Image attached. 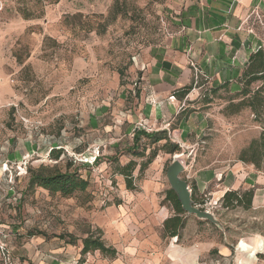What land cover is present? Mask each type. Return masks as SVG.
<instances>
[{"label": "rangeland", "instance_id": "374dc122", "mask_svg": "<svg viewBox=\"0 0 264 264\" xmlns=\"http://www.w3.org/2000/svg\"><path fill=\"white\" fill-rule=\"evenodd\" d=\"M166 3L0 0V212L9 229L14 225L28 239L42 231L49 236L65 234L66 240L71 230V240L79 243L88 228L96 231L97 226L88 218L92 213L103 220L109 204H127L116 193L107 201L108 187L116 179L107 178L105 190L92 181L86 193L65 197L40 186L28 187L27 169L59 161L50 156L52 148H63L60 158L72 160V168L82 167L73 152L83 150L92 137L108 132L92 133L75 125L89 108L107 102L117 105L122 93L133 95L136 91L133 56L166 35L171 26ZM260 84L259 80L253 81L247 95L228 88L206 91L204 105L199 104L207 114L206 126L198 136L190 134L189 142L182 140L177 131L176 142L172 137L174 128L169 127L171 135L165 130L159 141L152 137L141 141L138 149L127 148L135 158L130 160L134 167L128 190L140 193L141 181L150 179L167 186V191L166 167L172 156L181 152L185 162L181 176L190 188L189 172L195 165L228 171L240 161L264 176V104L257 116L244 105L237 110L238 102L251 96ZM25 138H30L33 150L24 156L9 157L11 143L19 141L20 145ZM174 144L178 148L173 152L170 148ZM44 145L46 148L40 152L38 149ZM153 152L155 156L148 161ZM89 155L80 162L88 163L94 172L98 169L96 159L92 162ZM130 161L120 165L116 157L107 166L119 170ZM90 178L94 180L93 175ZM208 197L204 192L197 196L196 203L214 212L221 227L205 220L195 225L201 239L216 241L217 245L201 253L192 264H264V198L250 208H226L221 200L213 203ZM5 232L0 227V234ZM167 239L170 244V236ZM32 245L35 253L39 244ZM87 258L89 264L104 261L102 254L93 251L73 264H88ZM11 260L15 264L12 255ZM0 262L4 264L1 258ZM170 263L167 259L165 264Z\"/></svg>", "mask_w": 264, "mask_h": 264}, {"label": "crops", "instance_id": "0c3cea01", "mask_svg": "<svg viewBox=\"0 0 264 264\" xmlns=\"http://www.w3.org/2000/svg\"><path fill=\"white\" fill-rule=\"evenodd\" d=\"M166 5L171 17L166 35L133 56L137 77L133 95L122 93L117 105L107 102L89 108L75 125L92 133L108 132L92 137L83 150L73 153L82 166L79 172L87 180V188L94 181L105 190L110 177L116 182L108 187L107 201L114 193L128 201L108 206L105 203L103 220L94 218L95 213L88 217L115 254H103L98 249L83 253L81 239L75 243L62 233L49 236L40 231L28 239L14 225L9 229L0 212V227L7 231L0 234V241L6 243L15 264H73L93 251L103 255L102 264H165L167 259L170 264H192L201 253L217 245L216 241L200 238L195 224L204 220L186 213L180 214V229L168 244V235H161L164 220L174 215L172 205L165 200L167 186L146 179L141 181V192L134 193L126 187L124 175L107 165L116 157L120 165L135 159L127 148L138 149L141 141L161 136L166 124L185 142H189L190 134L198 136L202 132L207 114L199 104L204 105L206 91H239L240 76L250 54L264 48V0H167ZM190 85V90L182 94L181 90ZM134 134L139 138L136 142ZM18 143H11L9 157L24 156L33 150L30 138L23 139L21 146ZM88 155L91 159L96 156L98 169L94 172L88 163L80 162ZM146 173L148 176L150 170ZM189 175L196 201L197 196L207 192L208 199L217 203L225 191L246 188L254 190L252 206L264 198V176L240 161L228 171L195 165ZM69 233L74 236L71 230ZM35 243L39 247L34 253ZM86 262L89 264L90 258Z\"/></svg>", "mask_w": 264, "mask_h": 264}, {"label": "trees", "instance_id": "16d2710c", "mask_svg": "<svg viewBox=\"0 0 264 264\" xmlns=\"http://www.w3.org/2000/svg\"><path fill=\"white\" fill-rule=\"evenodd\" d=\"M259 80L261 84L253 91L251 96L242 99L237 104L238 107L247 106L251 111L259 114V108L264 104V48H260L254 53L250 54L247 64L245 65L243 72L240 76L241 89L240 94L247 95L251 89L250 84L253 81ZM191 88L186 86L181 90L182 94H186ZM264 137V136H263ZM139 138L134 134V142ZM162 139V136H156L154 140ZM167 143V141H166ZM178 148L177 144L171 146L170 151H175ZM61 154H64L63 148H52L50 156L54 159H60L52 165L40 164L37 168L29 167L28 170V187L40 186L47 189L50 193H59L65 197H79V194L86 193L88 182L81 176L77 165L72 168V160L65 157L63 160L60 158ZM143 155V153H141ZM155 156L153 152L149 157L148 161ZM63 161V164L60 163ZM253 161V160H252ZM134 162L130 161L123 167H120V172L124 175L125 184L127 188L132 186V169ZM254 190L253 188L227 190L224 192L221 198V206L226 208L243 207L250 208L252 206ZM192 198L196 202L193 192ZM173 207L174 215L166 218L163 222V232L165 235L174 236L178 234L181 226L182 218L180 214L185 213L182 209L180 202L178 201L175 192L168 188L166 191V197ZM207 221V220H205ZM100 230L96 229L95 232L88 230L86 235L81 238L82 241V252L85 253L90 250L98 249L103 254L113 256L115 250L109 246H106L100 237ZM73 237L72 234H67ZM65 236L62 234V237ZM71 241V238H70Z\"/></svg>", "mask_w": 264, "mask_h": 264}, {"label": "water", "instance_id": "95a60500", "mask_svg": "<svg viewBox=\"0 0 264 264\" xmlns=\"http://www.w3.org/2000/svg\"><path fill=\"white\" fill-rule=\"evenodd\" d=\"M184 154V152H181ZM174 154L172 156L171 162L166 167V178L171 188L180 202L182 209L188 213L193 214L201 220H207L212 224L221 227L220 222L216 218L214 212L200 207L192 198L191 188L186 179L181 176L182 171H184V165L182 160Z\"/></svg>", "mask_w": 264, "mask_h": 264}, {"label": "built area", "instance_id": "2783aa9c", "mask_svg": "<svg viewBox=\"0 0 264 264\" xmlns=\"http://www.w3.org/2000/svg\"><path fill=\"white\" fill-rule=\"evenodd\" d=\"M166 130L168 132V134L171 135V130L169 129V126L168 124H166ZM174 132H176V130H172V137L173 139H175L176 142L179 143V140L178 138L175 136ZM87 158H85L86 160ZM96 159V156L94 155L93 156V159H92V162ZM182 160V159H181ZM85 162V161H84ZM89 163H92L91 161L88 160ZM182 163L185 167V162L184 160H182ZM0 256H1V259L2 261L4 262V264H13L12 260H11V255H10V251L9 249L7 248V245L4 241H0Z\"/></svg>", "mask_w": 264, "mask_h": 264}, {"label": "bare ground", "instance_id": "6f19581e", "mask_svg": "<svg viewBox=\"0 0 264 264\" xmlns=\"http://www.w3.org/2000/svg\"><path fill=\"white\" fill-rule=\"evenodd\" d=\"M183 155L184 154L180 153V154H177L176 156L181 159Z\"/></svg>", "mask_w": 264, "mask_h": 264}]
</instances>
